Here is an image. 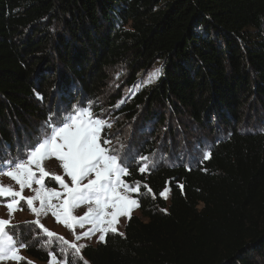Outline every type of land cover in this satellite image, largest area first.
Returning <instances> with one entry per match:
<instances>
[{"label": "trees", "instance_id": "1", "mask_svg": "<svg viewBox=\"0 0 264 264\" xmlns=\"http://www.w3.org/2000/svg\"><path fill=\"white\" fill-rule=\"evenodd\" d=\"M156 62L158 79L116 107L111 70L130 86ZM89 103L113 112L103 138L137 134L124 181L142 186L140 216L85 246L87 264H264V0H0V161ZM187 134L209 158L143 173L132 161L171 156ZM11 235L37 261L55 252L33 224Z\"/></svg>", "mask_w": 264, "mask_h": 264}, {"label": "snow or ice", "instance_id": "2", "mask_svg": "<svg viewBox=\"0 0 264 264\" xmlns=\"http://www.w3.org/2000/svg\"><path fill=\"white\" fill-rule=\"evenodd\" d=\"M159 74L160 69H156L150 74L148 82ZM111 127V121L95 115L91 105L74 106L64 114H52L22 157L10 162L0 161V175L8 176L19 185V190H15L12 185L0 183V204L6 207L9 215V219L0 218V261L19 262L25 259L19 255V251L27 245H18L14 236L6 230L15 227L11 224V217L16 211L22 210L21 201L26 202L27 208L36 217L34 221L26 223L34 224L42 231L45 237L41 241L43 247L59 241L76 255L86 245L70 242L49 230L41 223V215L47 216L50 212L57 223L73 232L75 241L99 233L98 240L103 242L107 233L117 232L119 217L130 219L132 210L139 207L138 199L130 193L139 194L141 185L139 182L129 185L122 179L129 175V166L120 151L110 147L112 141L102 137V132ZM53 158L59 161L64 175H56L45 169L44 162ZM203 158H209V154L205 153ZM147 161L148 157L138 158L137 162L142 165L139 167L141 173L148 169ZM49 176L59 184L61 190L46 187L45 178ZM144 187L151 193L150 188ZM180 187L183 188V185ZM26 188L31 189L34 195L25 197L23 192ZM168 191L165 188L160 196L166 199ZM37 201L39 207L35 206ZM82 205L88 206L87 211L81 216L73 215V210ZM85 224L91 227L76 234L75 228H84ZM61 252H64L63 248ZM48 255L50 264H66V261L58 260L55 253L49 252ZM28 264L33 262L29 261Z\"/></svg>", "mask_w": 264, "mask_h": 264}, {"label": "rangeland", "instance_id": "3", "mask_svg": "<svg viewBox=\"0 0 264 264\" xmlns=\"http://www.w3.org/2000/svg\"><path fill=\"white\" fill-rule=\"evenodd\" d=\"M161 67L162 66H161L160 62L154 63L148 70L139 73L137 75V79H136L135 83H133L132 85L129 86V85H126L127 83L124 80L125 77L127 76L126 68L124 66H118V67L114 68L113 70H111V72H110L109 91L111 93H114V91H119L120 93H122V97H123L121 101H123V102L124 101L125 102L130 101V99L139 90L153 84L158 79V77L160 76V74L162 72ZM156 69H160L159 76L157 78L153 79L151 82H148L150 74L152 72H154ZM121 101H119L117 104H119ZM89 105H91V107L96 108L95 110H98V112L95 113V110L93 111L91 109L95 115L99 116L100 118L110 120L112 123V127H113V118H112L113 112L111 109L105 108L106 106H103L101 103H98V105L97 104L92 105L91 103H89L86 106H89ZM74 106H77V105H73L72 107H74ZM72 107H70L69 109H71ZM69 109H67V110H69ZM67 110L60 111L58 114H64L67 112ZM111 128H107V129H111ZM186 136L187 137L191 136L193 138L189 139V140H184V142L182 143L180 148L173 149V151L171 152V153H173V155H171V156L167 157L168 154L166 155L165 152L162 150H159L158 152H156L155 155L143 156V157H148L147 163H148L149 167L147 170L154 168L160 162L161 163L166 162L167 164H170V165L183 163L186 166L191 167V166H194L195 164H197L198 162H200L202 159H204L203 156L205 153L209 154L208 145L207 146L199 145L200 143H197L195 137L192 136L191 134H187ZM104 138L112 141V144L110 147L118 149L120 151V155L124 158L125 162L128 161L129 158H131V156H130L131 153L135 151L134 148L136 146L135 140L137 138V134L135 132H133L132 129L126 128L122 131H121V129L114 130V131L112 130L109 137H104ZM35 139H36V137H35ZM34 142H35V140H34ZM121 145H123V148H121ZM22 152L23 153H21V156L18 155V156H14L12 158L9 157L4 162H10L12 160H15L17 158L22 157V155L25 154L24 150ZM122 153H123V155H122ZM127 153H129V154H127ZM139 157L140 156L133 157L134 160H132V161H134V163H137V165H139V167H140L142 165L137 162ZM44 167L50 173H55L56 175H64L63 169L60 167L59 161H57L55 158L48 160V161H45ZM122 179H124V177H122ZM65 180L66 181L68 180V178L66 176H65ZM0 183H3L4 185H12L15 190H19V185H16L15 182L12 181L6 175H0ZM133 184L134 183L129 184V185H133ZM45 185H46V187H49V188H55L58 191L61 190L59 184L54 179H52L51 176L45 178ZM33 187H38V185H33ZM165 188L169 189L167 186ZM164 189H163V191H164ZM145 193H149V192L147 191ZM23 195L25 197L32 196V195H34V192L31 189L26 188L23 192ZM130 195L133 198L137 199V195H139V194L130 193ZM163 199L165 200L166 204L169 203L170 191L167 192V198L166 199L163 198ZM35 206L39 207L38 201L35 202ZM20 207L22 208V210L16 211L11 217V224L14 225L15 227H8L6 229L10 235H11V231L18 229L19 226L25 227L26 222H31V221H34L36 219L34 214H32L31 211L27 208L25 201L20 202ZM87 207H88L87 205H82L81 207L74 209L73 215H75V216L83 215L87 211ZM132 215L140 216L139 207L132 210V212L130 213V217ZM0 218L9 219L7 209L2 204H0ZM39 219H40L41 223L45 227H47L49 230L59 234L60 236L65 237L70 242L74 241L77 244H83L86 246L87 245H96V244L100 243V241L98 240L99 233L92 235L91 238L85 237V238H82L80 241H75V237L73 235V232L71 230H69L68 228H66L64 225L57 223L55 218L51 215L50 212L48 213L47 216L41 215L39 217ZM128 219H129L128 217H119L118 218V223L116 224V228H117L116 233H119V234L123 233L124 227H125ZM142 219L144 221H146L145 218H142ZM90 227H91V225H89V224H85L84 228H80L79 226H77L75 228V232H76V234H81V233L87 231L88 228H90ZM52 247L55 251L53 253H55L57 255L58 260H60L62 262L66 261V264H67L68 258L73 259V260H81V261L85 262L84 258L81 255V252L79 255H76V254H74L72 249L68 248L67 245H62L59 241H54L53 245L50 246L49 248L52 249ZM61 248L64 249L63 253L61 252ZM82 249H81V251H82ZM19 255H21L22 257H24L28 261L33 262V264H50V256H49L47 261L40 262V261H37V260L29 257L25 253L24 248L20 249ZM81 257H82V259H81ZM18 263L19 262L12 261V260L0 261V264H18Z\"/></svg>", "mask_w": 264, "mask_h": 264}]
</instances>
